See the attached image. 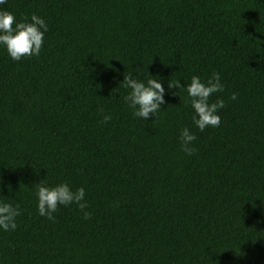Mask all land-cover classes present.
Here are the masks:
<instances>
[{
	"label": "trees",
	"instance_id": "trees-1",
	"mask_svg": "<svg viewBox=\"0 0 264 264\" xmlns=\"http://www.w3.org/2000/svg\"><path fill=\"white\" fill-rule=\"evenodd\" d=\"M0 7L49 29L38 56L0 48V199L21 209L16 230H0V264H264V0ZM213 73L224 88L210 101L225 107L200 132L186 89L168 82ZM128 74L163 79L156 117L124 102ZM42 180L84 187L89 218L75 204L40 216Z\"/></svg>",
	"mask_w": 264,
	"mask_h": 264
},
{
	"label": "clouds",
	"instance_id": "clouds-1",
	"mask_svg": "<svg viewBox=\"0 0 264 264\" xmlns=\"http://www.w3.org/2000/svg\"><path fill=\"white\" fill-rule=\"evenodd\" d=\"M7 3V0H0V6ZM46 21L33 13L31 17L17 19L16 15L3 7H0V48L4 49L8 56L15 62H19L24 57L38 56L44 46L45 34L48 32ZM186 82V81H185ZM127 90V95L123 97L124 102L133 110L136 118L144 121L162 110V105L166 103V89L163 79L159 76L148 78L146 81L134 78L131 74L124 75L120 86ZM186 89L190 98L191 107L194 110L192 116L193 124L200 132L208 127H219L221 117L220 110L225 107L222 98L210 101L213 94L223 91V84L219 73L213 75L205 82L199 76H193L190 83L182 86L180 81L168 82V89ZM177 95L176 93H170ZM235 99V96H233ZM102 110V109H101ZM110 116L105 117V122L110 120ZM197 139L195 133L185 126L180 133L182 150L191 156L196 149L193 142ZM36 184V198L38 214L49 220H54V213L59 206H69L75 204L88 219L90 213L85 200L86 191L84 187L72 189L68 182L56 185H46L43 180ZM21 215L19 203L13 204L10 199H0V230H16V219Z\"/></svg>",
	"mask_w": 264,
	"mask_h": 264
}]
</instances>
